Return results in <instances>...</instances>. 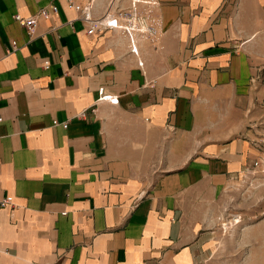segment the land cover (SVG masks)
Segmentation results:
<instances>
[{
	"label": "crops",
	"instance_id": "1",
	"mask_svg": "<svg viewBox=\"0 0 264 264\" xmlns=\"http://www.w3.org/2000/svg\"><path fill=\"white\" fill-rule=\"evenodd\" d=\"M261 68L264 0H0V264H217Z\"/></svg>",
	"mask_w": 264,
	"mask_h": 264
},
{
	"label": "rangeland",
	"instance_id": "2",
	"mask_svg": "<svg viewBox=\"0 0 264 264\" xmlns=\"http://www.w3.org/2000/svg\"><path fill=\"white\" fill-rule=\"evenodd\" d=\"M254 79L261 102L251 113L252 161L219 200L205 204L221 214L217 264H264V68Z\"/></svg>",
	"mask_w": 264,
	"mask_h": 264
},
{
	"label": "built area",
	"instance_id": "3",
	"mask_svg": "<svg viewBox=\"0 0 264 264\" xmlns=\"http://www.w3.org/2000/svg\"><path fill=\"white\" fill-rule=\"evenodd\" d=\"M57 12H58V7L52 6L50 10H48V9L41 10L40 16H42L44 18H48L51 15V13H57ZM82 17H83V20L89 24L90 28H89L88 32L90 34H93L95 31H97L99 29H113V28L125 29L128 32L132 43H133V32H135V31L144 32L148 29L147 25L144 24L140 19H134V21H132L131 24L124 25V24L120 23L117 16L112 15L110 13H107L102 18L95 19L91 13V6H88L87 8H85ZM15 19L17 21H20L28 29L30 34H32L34 32V29L37 25V21H36L35 17H30L28 19H24L20 15H16ZM13 45H14V47L16 46L15 42H13ZM132 51H133V53L138 55V48L135 45H133ZM140 65L142 66V62H140ZM106 100L116 102L117 98L110 95V94H107L105 92L104 88H101L99 90L98 101H106ZM55 124L58 125L59 123L57 121H55ZM63 126L67 127V124H63ZM0 205L2 207L12 206L13 205V198L11 196L4 198L0 202Z\"/></svg>",
	"mask_w": 264,
	"mask_h": 264
}]
</instances>
